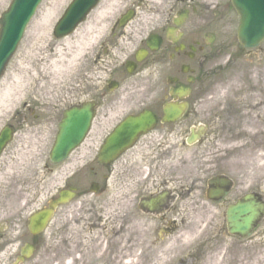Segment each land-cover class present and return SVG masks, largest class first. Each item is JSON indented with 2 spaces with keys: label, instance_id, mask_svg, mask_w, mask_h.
I'll return each mask as SVG.
<instances>
[{
  "label": "flooded vegetation",
  "instance_id": "af4514ba",
  "mask_svg": "<svg viewBox=\"0 0 264 264\" xmlns=\"http://www.w3.org/2000/svg\"><path fill=\"white\" fill-rule=\"evenodd\" d=\"M231 10L230 0H174L162 18L157 19L152 29L143 33L138 41L133 43L127 39L129 41L125 44L130 46L129 50L115 41L100 46L103 56L97 55L96 64L108 70L109 75L105 84L94 88L93 98H85L89 89L85 85L77 91L66 92L72 97H57L55 103L53 99L33 101L31 98L18 106L12 123L6 124L12 126V132L0 151V171L12 167L13 153L18 147L36 153L45 147L46 141L48 145L52 144L65 111L78 109L89 100L96 101L93 121L80 146L61 164L52 165L47 158L43 162L46 185L52 183L54 170L64 169L54 192L51 190L45 196L40 195L42 181L33 173L27 180L9 181L20 187L18 198H24L23 203L30 210L21 211L11 195L9 198L14 202L11 208L0 202V264H11L26 244L34 247L33 255L40 249L44 233L34 237L28 231L29 217L36 210L63 189H76L74 201L82 200L89 195L88 188L92 183L99 185V191L96 198L80 204L79 226L82 231L89 234L97 229L100 219L97 209L105 199L100 196L111 187L114 190L111 201L120 199L121 208L130 217L127 226L137 230L131 232L130 241L134 242L131 245L140 244L144 239L145 245H157L183 211L177 203L179 197L189 198L192 192L193 184L190 183L194 180L184 181L188 184L181 186L182 179H178L181 174L178 176L175 172L178 165L180 172V166L185 164L184 159H187L182 154L188 151H191L188 166H192L193 159L197 163L196 171H183L182 174L194 176L197 183L201 181L197 191L200 201L216 200L212 195L215 188L212 180L229 176L222 172L226 159L216 154L205 163H199L198 156L213 136H219L218 117L212 114L201 117L198 108L202 105L204 81L210 78L214 65H217L215 69L219 67L213 49L215 34L210 28L213 23L216 26L224 23ZM134 16L132 10V18L126 25ZM130 77H138V81L131 85L124 82ZM108 81H114L117 86L111 93H107ZM84 82L89 83L86 78ZM31 159L27 160V165L33 167L35 162ZM238 199L233 201L227 196L216 204L223 206L222 210L219 206L217 215L223 213L226 230L227 208ZM37 200L41 204L32 205ZM64 207L56 211L47 226L51 229V239L57 233L64 213L58 219L60 225L52 227L53 221ZM142 214H147L150 219L142 221L139 217ZM133 215L135 220L130 225ZM140 226L149 231L163 227L158 233L159 240L152 243L149 235L148 239L145 238L143 231L139 233Z\"/></svg>",
  "mask_w": 264,
  "mask_h": 264
},
{
  "label": "rangeland",
  "instance_id": "374dc122",
  "mask_svg": "<svg viewBox=\"0 0 264 264\" xmlns=\"http://www.w3.org/2000/svg\"><path fill=\"white\" fill-rule=\"evenodd\" d=\"M10 1L0 0V15L7 8ZM69 1L44 0L30 22L22 41L0 79V127L12 123L18 106L24 100L31 98L33 101L53 99L55 103L57 97L64 99L72 97L66 92L77 91L85 85H88L89 88L84 94L85 98H93L94 88L102 86L109 75L108 70L99 68L96 64L97 55L103 54V49L100 46L105 45L108 41H115L121 47H128L125 50H129L130 46L125 44L126 41H129L127 39H130L133 43L138 41L143 33L152 29L157 19L162 18L164 13L162 14L161 10L163 7L167 11L174 0H165L166 2L161 3V6L147 0H145L146 2L128 0L119 12L111 18L108 17L109 19L105 20V23L101 22L106 25L105 29L95 27L100 23L96 22L97 18L93 13L96 7L84 22L87 24L92 22L93 27L87 29L84 23L81 24L65 42L64 39H55L52 29ZM102 1L104 0H100L99 4ZM60 2L59 10L55 17H52L51 22L45 27H36L46 8L52 4H58L59 6ZM128 9H132L135 16L133 21L122 29L124 31L122 33V30L114 28L115 20L125 14ZM149 10L152 12L148 13ZM212 25L210 30L215 34L213 49L214 54L217 55L216 63L219 64V67L215 69L217 65H214L210 78L204 81L201 96L202 105L198 108V112H200L201 117L211 114L217 116V132H220V134L217 137L213 136L209 141L210 143L207 142V147L198 156V160L199 163H205L206 160L214 158L216 154L224 157L226 166L223 164L224 169L222 172L229 174L226 178L230 181V185L224 186L223 190L226 193L222 198L217 197L214 202L204 203V201H200L197 195L199 192L197 191L200 189L201 181L197 183L194 176H184L182 174L183 171L194 173L197 163L191 159L192 166L189 167L191 151L182 154V157L184 156L187 160L184 159L185 164L180 166V172L179 165L177 171L175 170L178 176L181 174L178 179H182V185L177 183V186H186L188 182L184 181L194 180L190 183L193 184L192 192L189 198L179 197L177 203H180L183 211L176 216L175 224L162 237L163 240H159L158 236L163 227H159L157 231H149L143 229L142 226L138 228V230L141 229L139 233L144 232L143 236L145 234L149 235L152 243L159 240L157 245L156 243L153 245L146 244L147 249L144 246L145 248L142 251L140 248L136 250L141 260L139 264L153 262L154 264H162L164 261L167 263L168 259L170 262L167 264H259L258 262H264V215L259 221L253 233L254 235L247 238L234 237L229 235L226 230L223 213L220 216L217 215L219 214V206L221 210L223 206L216 205L224 197L229 196V199L233 198L234 201L235 198L250 193L261 196V201L264 202V177H262L264 167H261V165H264V42L252 49L242 48L237 43L238 18L233 10L228 12L224 23H219L217 26L214 23ZM58 51H60L59 56ZM40 59H44V62H40ZM53 62H58V64L54 63L55 67H51L50 64ZM42 64H45L46 69H43ZM35 65H38V68L34 72L33 66ZM69 65H71L69 73H64L62 69L67 68ZM52 70L57 71L51 73ZM84 78L87 79L88 84L84 82ZM137 81L138 77H130L124 80L129 85ZM29 120L34 121L31 117ZM214 121L217 122L216 119ZM54 125L55 122L53 124L55 129ZM45 144V147L39 148L40 150L36 153L32 151L25 152V148L18 147L20 149L17 148L13 153L15 158L12 167L9 170L3 169L0 171V202L7 203L9 208L14 206V202L9 198L11 195L21 211L28 212L30 210L26 209L23 203L24 198H18L21 193L20 187L16 186L17 183L12 185L9 181L27 180L33 173L37 179L42 181V189H39V194L43 196L47 192H54L59 186L64 173V169L61 167L54 170L51 176L52 183L50 184L52 186L50 184L46 185L47 180L42 165L45 158H47V150H49L51 143L48 145V141H46ZM29 158H32L31 162H35L33 167L27 165ZM226 169H228V172ZM91 194L93 195L89 194L90 196L88 195L82 200H73L74 202H70L57 213L52 227L60 225L58 219L63 213L65 217L62 219L60 227L56 229L57 233H55L54 238L49 237L51 229H47L42 236L40 249L35 255L32 254L33 258L23 264L64 263L63 255L66 254L67 247L73 241L77 243L76 237L70 242L65 239L69 232H71L72 237L73 234L75 235L78 232V227H80V204L87 203L86 201L89 198H96L95 193ZM112 195H114V190L109 187V190L103 193V196H100L105 199L101 202V207L97 209L98 215L113 216L118 214L121 216V222H118L116 229L117 235L118 233L121 235L125 231L136 232L137 230H133L135 227L127 226V220L129 221L130 217L121 208L123 203L119 198H116L117 201L112 202L110 199ZM39 202V200L34 201L32 205L41 204ZM30 207L32 206L30 205ZM110 224V222H105L102 225L100 237L103 243L112 237L111 227L114 225ZM58 229L62 230L58 231ZM196 232L201 235L194 237ZM181 233H189L185 245H181L182 239L179 238ZM89 237L93 236L90 235ZM113 239L112 241L115 242L116 238ZM119 240L117 239V245L120 243ZM144 241L145 239L140 244L143 245ZM90 243L94 244L93 242ZM169 243H172L174 248L170 247L163 250ZM114 250L123 251L124 247L120 246ZM158 252H161L158 257V259L161 258L160 261L156 260ZM54 255L56 257L50 258ZM93 257L95 259L93 262H87V259L90 260ZM162 259L164 260L162 261ZM84 261L82 264H103L98 256L91 254L90 257L86 256Z\"/></svg>",
  "mask_w": 264,
  "mask_h": 264
},
{
  "label": "water",
  "instance_id": "95a60500",
  "mask_svg": "<svg viewBox=\"0 0 264 264\" xmlns=\"http://www.w3.org/2000/svg\"><path fill=\"white\" fill-rule=\"evenodd\" d=\"M41 1L12 0L8 10L2 14L0 18V77ZM230 1L239 19L238 43L244 48L257 46L264 40V0ZM97 3L98 0H74L55 26L54 35L61 38L72 33ZM129 18L130 14L123 17L119 25H123ZM93 115L94 103L85 104L80 109L70 110L64 114L49 154L52 163H59L66 159L70 152L80 144L90 127ZM8 132L9 130H3L0 135V149L9 138ZM96 189V186H92L90 191L95 192ZM223 195L214 193L217 197ZM73 196V191H62L46 209L34 214L30 218V233L32 235L41 233L55 209L66 204ZM226 213L229 233L239 237H248L264 215V203L258 196L248 194L229 206ZM31 252V247L23 248L14 264L23 263L30 257Z\"/></svg>",
  "mask_w": 264,
  "mask_h": 264
},
{
  "label": "bare ground",
  "instance_id": "6f19581e",
  "mask_svg": "<svg viewBox=\"0 0 264 264\" xmlns=\"http://www.w3.org/2000/svg\"><path fill=\"white\" fill-rule=\"evenodd\" d=\"M54 1H57V0H54ZM127 1L128 0H107V1L104 0V1H102L93 12L95 15V18H97L96 22H100L99 24L95 25V27H101L102 29H105L106 25H104L102 23L103 22L105 23L115 13L119 12V10L124 7V3ZM131 1H134V0H131ZM138 1L143 2L145 0H138ZM147 1L154 3L157 6H161V3L166 2L165 0H162V2H160L161 0H147ZM60 5H61V2L59 4V6H58V4H55V5L52 4L51 6H48V8H46V10L44 11L40 21L37 23L36 27L41 28V27L47 26L51 22L52 17L53 16L55 17V15L57 14ZM165 11H166V8L163 7V9L161 10V13L163 14ZM151 12H152L151 10L148 11V13H151ZM91 23H88V24L84 23L87 29H89V27L90 28L93 27L91 25ZM68 38L69 37L64 38L65 42H66V40H68ZM59 53H60V51L57 52L58 56H59ZM55 56H57V55H55ZM39 61L44 62V59H40ZM54 63L56 65L58 64V62H53L50 64V66L55 67ZM70 66L71 65L67 66V68L62 69L64 71V73H69ZM33 67H34L33 71L35 72L37 70L36 68H38V65H35ZM42 67H44L43 69H46L45 64H42ZM56 71L52 70L51 73H54ZM261 167H264V165H261ZM262 177H264V173L262 174ZM139 217L144 222H147L150 219V216H148L147 214H142ZM79 220H78V222H79ZM134 220H135V215H133L131 222H130V225L134 223ZM105 222H110L114 226L111 227V231H113L111 239H108L107 242L105 241L103 243L100 235L102 234V229H101L102 225ZM118 222H121V216H119L118 214L113 215V216H100V220H98V227L92 233L88 234L87 232L82 231L80 229V227H78V232H76L75 235L73 234V237H74L73 238L72 235L70 234L71 232H69V235L66 237L65 240L71 241V240H74L76 237L75 240H77V243H75L73 241L67 247V252H65L66 254L63 255V259H64L63 264H77V263L82 264V263L86 262V261H84V258L86 256L90 257V254L93 256H98V258H100L103 261V264H139L141 262V260L138 256L136 250L140 248V250L142 251V249H144L145 247L147 249V246L145 244H143V245H141V244L131 245L134 243V242L130 241V236L133 234L131 232L125 231L121 235H119V233L117 235L116 229L118 227ZM120 232H121V230H120ZM126 232H128V233H126ZM188 234L189 233H181V236H179V238L182 239L181 245L182 244L185 245L187 243ZM88 235L89 236L92 235L93 237L90 238ZM198 235H201V234L196 232L194 237H197ZM169 236H167V237H169ZM144 237H146L148 239V235L145 234ZM177 237H178V235H177ZM113 238H116L115 242L112 241V240H114ZM117 239H120L119 240L120 243L118 245H117ZM90 242H93L94 244H91ZM88 245H89V247H88ZM120 246L124 247L123 251H117V250L115 251L114 250ZM170 247L174 248V245H172V243H169L166 247L163 248V250H166ZM160 255H161V252L160 253L158 252L156 260H158V261L161 260V258L158 259V257ZM54 257H56V256L54 255L53 257L51 256L50 258L53 259ZM94 260L95 259L93 257L90 260L87 259V262L91 263ZM163 260L164 259H162V261ZM158 261H157V263H158ZM167 261H168L167 263L170 262L169 259ZM167 263H165V261H164L162 264H167ZM258 263L264 264V262H258ZM150 264H154V262L150 263Z\"/></svg>",
  "mask_w": 264,
  "mask_h": 264
}]
</instances>
